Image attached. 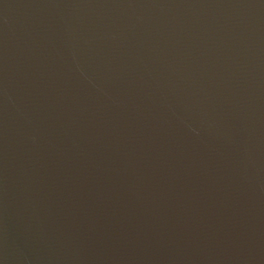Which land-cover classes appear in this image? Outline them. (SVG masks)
Segmentation results:
<instances>
[{"label": "water", "instance_id": "1", "mask_svg": "<svg viewBox=\"0 0 264 264\" xmlns=\"http://www.w3.org/2000/svg\"><path fill=\"white\" fill-rule=\"evenodd\" d=\"M0 264H264V0H0Z\"/></svg>", "mask_w": 264, "mask_h": 264}]
</instances>
